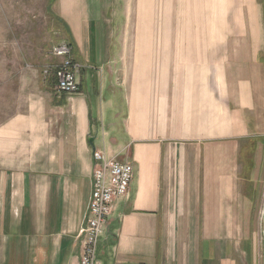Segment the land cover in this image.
I'll return each mask as SVG.
<instances>
[{
	"label": "crops",
	"instance_id": "0c3cea01",
	"mask_svg": "<svg viewBox=\"0 0 264 264\" xmlns=\"http://www.w3.org/2000/svg\"><path fill=\"white\" fill-rule=\"evenodd\" d=\"M52 7L81 65L79 90L57 91L43 71L58 59L35 55L31 42L0 48V264H79L94 148L133 165L97 264H257L250 238L233 246L220 237L241 234V181L252 190L243 194L249 225L257 210L264 0Z\"/></svg>",
	"mask_w": 264,
	"mask_h": 264
},
{
	"label": "rangeland",
	"instance_id": "374dc122",
	"mask_svg": "<svg viewBox=\"0 0 264 264\" xmlns=\"http://www.w3.org/2000/svg\"><path fill=\"white\" fill-rule=\"evenodd\" d=\"M54 1L0 0V48L8 47L9 51H15L19 48L20 52L22 51L20 48L24 47L27 41L31 42L35 55L38 52L49 55L51 45L65 41L56 26L57 22L52 7ZM31 44H27L26 47H31ZM250 180L257 190V210L251 223L253 226L249 225V222L245 218V213L249 208V198L246 199L243 195H249L252 190L244 181H241L240 185L242 187L240 191L243 194L240 197L241 203H239V207H237V204L235 205V208H237L235 215L237 219H233V226L236 230L241 231V234L231 237H220V242L235 246L234 244L239 245L250 238L261 256L260 215L264 200V153L258 154L255 157V165ZM251 194L253 195V192ZM238 214H240V218ZM212 222L217 221L210 220V223ZM227 223L230 225L229 220H227ZM249 226H252L250 229L251 236L246 235V230H244ZM257 261V264H261V259L259 260L258 256Z\"/></svg>",
	"mask_w": 264,
	"mask_h": 264
},
{
	"label": "built area",
	"instance_id": "2783aa9c",
	"mask_svg": "<svg viewBox=\"0 0 264 264\" xmlns=\"http://www.w3.org/2000/svg\"><path fill=\"white\" fill-rule=\"evenodd\" d=\"M50 54L58 61L45 67L43 73L52 70L55 88L63 93H75L79 90L76 73L81 68L72 54V47L67 41L54 43ZM92 190L88 204L85 225L81 228V250L79 264H97L96 246L103 232L106 220L111 214L112 203L118 197L127 195L133 176V165L129 161H119L108 157L100 149L92 150Z\"/></svg>",
	"mask_w": 264,
	"mask_h": 264
},
{
	"label": "water",
	"instance_id": "95a60500",
	"mask_svg": "<svg viewBox=\"0 0 264 264\" xmlns=\"http://www.w3.org/2000/svg\"><path fill=\"white\" fill-rule=\"evenodd\" d=\"M260 244H261V264H264V200L260 215Z\"/></svg>",
	"mask_w": 264,
	"mask_h": 264
}]
</instances>
